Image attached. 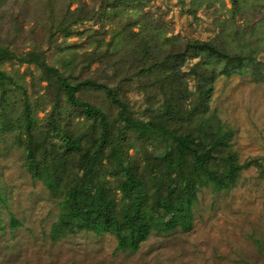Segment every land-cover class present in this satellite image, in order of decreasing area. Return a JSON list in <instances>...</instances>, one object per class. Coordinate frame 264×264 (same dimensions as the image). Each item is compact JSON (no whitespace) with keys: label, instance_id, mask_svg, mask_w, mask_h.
I'll return each mask as SVG.
<instances>
[{"label":"rangeland","instance_id":"1","mask_svg":"<svg viewBox=\"0 0 264 264\" xmlns=\"http://www.w3.org/2000/svg\"><path fill=\"white\" fill-rule=\"evenodd\" d=\"M71 2L0 0V72L7 77L0 81V264H264V83L248 73L222 76L213 84L208 114L230 133L222 156L232 157L238 167L231 187L198 190L188 231L179 225L154 231L138 246L123 249L116 235L81 227L64 205L65 186L79 180L80 159L92 154L101 135L98 120L73 106L45 68L28 61L39 56L71 84L94 80L118 88L133 116L147 121L164 105L155 85L159 74L149 72L154 62L191 41L229 44L235 51L239 42H248L244 31L260 32L264 25V0H247L235 20L230 0ZM67 6L77 12L69 14ZM85 16L91 19L77 20ZM147 26L160 30L158 39L147 36L149 46L136 34ZM236 30L240 35L234 37ZM257 57L264 62V47ZM197 61L187 62L183 71ZM194 92L190 79L183 96L188 104L196 100ZM112 94L103 87H83L77 97L101 109L119 135V104ZM28 116L31 131L25 125ZM18 121L21 129L5 126ZM59 128L83 141L82 150L70 153ZM125 136L136 146L124 148L127 160L139 156L140 172L146 156L167 144L152 135L127 131ZM31 139L37 162L56 172L59 189L30 172ZM107 172L104 184L114 189L117 178Z\"/></svg>","mask_w":264,"mask_h":264},{"label":"trees","instance_id":"2","mask_svg":"<svg viewBox=\"0 0 264 264\" xmlns=\"http://www.w3.org/2000/svg\"><path fill=\"white\" fill-rule=\"evenodd\" d=\"M230 1L231 19L235 20L243 15L247 0ZM115 7L117 6L113 8ZM67 12L74 14L77 11H72L69 6ZM90 19V16H85L77 20ZM158 28L147 26L136 34H142L146 46H149L147 36L151 34L154 39H158ZM243 34L248 42H239L235 51L230 49L229 44L223 46L215 42L191 41L174 48L176 52L165 58L161 55V59L154 62L149 72L151 75L159 74L155 85L159 87V96L163 98L164 105L155 112L153 119L147 121L133 116L119 98L118 88L113 89L94 80L71 84L57 70L46 65L39 56L32 55L28 59L29 62L45 68L57 80L68 101L88 117L94 118L95 122L98 120L97 125L101 128V135L95 138L92 145V154L87 152L80 159L79 170L83 174L78 176L79 180L75 179L65 186L64 205L73 211L81 227L98 233L108 231L120 239L121 248H134L154 231L164 233L178 225L188 231L192 226V209L201 187L212 186L215 190L231 187L238 167L232 157L222 156L225 153L223 149L228 146L230 133L224 130V126L218 123L213 114H208V103L213 84L219 77L249 73L256 82L264 83V62L257 57L258 50L264 47V25L260 27V32H255L253 28ZM239 35L238 30L232 34L234 37ZM243 44L245 45L242 47ZM162 51L163 46L160 52ZM148 52L149 49L146 54ZM195 60L198 61L190 67L189 72H184L187 62ZM6 78L0 72L2 83ZM190 79L195 83L196 100L193 103L191 99L188 104L183 96L189 89ZM83 87H103L113 93L112 100L119 104L115 122L120 125L116 128L119 129V135L113 132L101 109L77 97L78 91ZM19 121L15 124L7 122L5 126L9 130L21 129ZM25 125L31 131L30 116L26 117ZM127 131L139 137L152 135L156 139L160 138V141L165 138L167 142L163 148L155 149L146 156L142 172V160L139 156L138 159L127 160L128 154L124 148L136 149L135 144L126 138ZM58 132L64 133V130L59 128ZM64 134L63 141L70 153L82 150L83 141ZM27 149L30 156L28 168L33 177L45 180L51 188L59 189L56 172L49 173L37 162L33 139ZM107 149H110L108 157ZM224 160H227L225 164ZM108 170L117 178L114 189H109L104 184L106 178L103 175H107ZM151 199L153 204L150 203Z\"/></svg>","mask_w":264,"mask_h":264}]
</instances>
